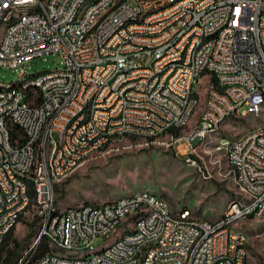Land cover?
<instances>
[{
	"label": "built area",
	"instance_id": "built-area-1",
	"mask_svg": "<svg viewBox=\"0 0 264 264\" xmlns=\"http://www.w3.org/2000/svg\"><path fill=\"white\" fill-rule=\"evenodd\" d=\"M106 1L77 19L79 0H0V20L19 12L16 26L0 38V67L15 72L11 82L32 76V84L14 93H6L0 80V235L17 222L19 178H28L38 201L30 221H36L47 252L36 256L35 243L26 264H248L246 238L229 222L264 219V120L218 142L235 195L245 188L253 200L225 206L214 221L172 211L144 192L122 196L116 206H72L63 218L43 220L54 208V186L70 176L67 168L80 167L91 145L103 143L107 153L113 136L135 140L136 132H146L147 140H138L142 146L165 138V147L200 172L189 156L196 155L204 132L214 134L225 119L259 116L264 109V0H114V10L96 20ZM24 5L39 6V13L24 15ZM203 33H212V40L202 41ZM48 54L59 56V68L23 69V61ZM204 74L197 129L174 135L197 105L192 85ZM34 92L43 94V108L33 107ZM126 130H134V137H126ZM34 134H41V147H33ZM56 136H63V146H56ZM29 165H37V172L29 173ZM43 176H51L50 186H43ZM143 210H150V219L130 229L129 238L93 253L96 238L127 228V219ZM76 252H85V259L75 261Z\"/></svg>",
	"mask_w": 264,
	"mask_h": 264
},
{
	"label": "rangeland",
	"instance_id": "rangeland-1",
	"mask_svg": "<svg viewBox=\"0 0 264 264\" xmlns=\"http://www.w3.org/2000/svg\"><path fill=\"white\" fill-rule=\"evenodd\" d=\"M22 66L28 73H38L59 68L60 58L57 54H48L23 61ZM15 75L11 68L0 67L1 81L14 83L11 81ZM207 82L208 74H204L192 85L197 94V105L178 136L191 134ZM261 120H264V109L259 116L247 114L244 118H227L214 134L205 136L196 146V155L189 156L200 172L184 162L186 156L177 154L171 146L165 147V138H158L147 146H142L138 140L143 139L139 138L114 141L107 147L109 152L102 153L101 150L92 155L68 178L54 186V207L61 211L72 206L110 204L122 196L144 192L163 201L172 211L186 209L194 219L214 221L235 197L230 200L235 191L226 177L227 165L222 150L217 149L218 142L238 138L259 125ZM206 171L210 178H206ZM31 206L16 222L13 234L17 245L11 244L2 252L0 264H18L35 243L38 231L36 221H30L34 216ZM133 226L134 222L127 228L120 225L108 238H96L92 243L93 253L110 248ZM232 230L241 231L247 239L248 264H264V219L234 223ZM28 239H31L29 245L18 256ZM90 255L93 254H87V257ZM84 256L85 252L75 254L76 258Z\"/></svg>",
	"mask_w": 264,
	"mask_h": 264
},
{
	"label": "bare ground",
	"instance_id": "bare-ground-1",
	"mask_svg": "<svg viewBox=\"0 0 264 264\" xmlns=\"http://www.w3.org/2000/svg\"><path fill=\"white\" fill-rule=\"evenodd\" d=\"M103 0H79L77 4V19H84L86 15L89 13L90 8L93 5H98ZM42 2H49V0H42ZM114 10V0H107L104 5L99 7V10L95 12V19L96 20H103L104 15H106L109 11ZM35 13H39V6H32V5H24L23 6V14L24 15H35ZM19 20V12H11L7 17H4L0 20V38H7L8 30H11L13 27L16 26V21ZM212 40V33H203L202 34V41H211ZM1 84H7L6 86V93H14L15 91H19L21 89V84H32V76H22L21 82H14V83H5L1 81ZM44 106V97L41 92H34L33 93V107L36 108H43ZM186 127L185 125L180 126L179 130H182ZM197 129V121H195L192 132ZM189 134V135H191ZM212 132H204L200 138L196 141V146L198 143L202 141V139L207 136L211 135ZM187 135V136H189ZM185 136V137H187ZM6 137H13V130H6ZM126 137H134V130H126ZM135 138L147 140V133L146 132H136ZM158 138H151V142ZM122 140L121 136H113V143L114 141ZM42 146V136L41 134H34L33 138V147H41ZM56 146H63V136H56ZM103 150V143H95L89 147V154L82 155L80 158V166L82 163L87 161L92 155L98 153L99 151ZM76 170V168H67V175H70ZM37 172V165H29V173H36ZM51 185V176H43V186H50ZM19 187L22 189V199L23 204L19 210H17V220L22 216V214L28 209L30 205H32V209L35 212L38 210V201H34L35 199V184L33 181H29L28 178H19ZM146 199H158L154 196L144 194ZM240 198H244V200H253V193L250 190L245 188H238L237 195L228 203V206L240 204ZM120 202V199L107 204L108 206H116ZM186 213H190L186 211ZM65 215V210L58 211L55 207L49 210V213H43V220H50V218H63ZM192 215V214H191ZM150 219V210H143L142 213H136L133 216H130L127 219V226L129 223L134 222L133 229H136L143 221H148ZM236 222H229V229L232 230V225ZM15 223L7 224V229H3L2 234L0 235V244L3 242V238L5 235L11 231L14 227ZM118 227H114L113 231L108 234L107 238L111 236ZM130 231L126 232L114 245H112L108 249H103L100 252L96 253H104L106 251H110L111 249L118 246L120 240L122 238H129ZM5 239V238H4ZM41 239V232L38 231L37 239L35 243H38ZM35 243L32 247L25 253L24 257L20 258L18 264H26L31 258L32 253L34 251ZM94 252V248H93ZM243 255H247L246 244H243ZM84 258H76L75 261H83ZM87 261H94V254L87 257Z\"/></svg>",
	"mask_w": 264,
	"mask_h": 264
},
{
	"label": "crops",
	"instance_id": "crops-1",
	"mask_svg": "<svg viewBox=\"0 0 264 264\" xmlns=\"http://www.w3.org/2000/svg\"><path fill=\"white\" fill-rule=\"evenodd\" d=\"M203 140V139H202ZM224 158V157H223ZM224 160H225V158H224ZM226 163V162H225ZM235 196V193H233V196L230 198V200L233 198ZM66 208H68V207H66ZM64 210H65V208H64ZM61 211H63V210H61ZM222 213V212H221ZM22 218L20 217L19 218V220H21ZM207 221H211V220H207ZM15 227H16V223H15V225H14V227H13V229H11V232L9 233V234H7V236H5L4 238H3V240H5L4 242H3V244L1 245V248H2V250H7L8 248H9V246L12 244V246L13 245H17V243L15 242V237H14V234H13V232H14V230H15ZM29 241H31V239L29 240H27V241H25V245L22 247V249H21V252L18 254V256L26 249V247L29 245ZM246 242H247V239H246ZM1 258H2V253H0V261H1ZM247 263H248V255H247Z\"/></svg>",
	"mask_w": 264,
	"mask_h": 264
},
{
	"label": "trees",
	"instance_id": "trees-1",
	"mask_svg": "<svg viewBox=\"0 0 264 264\" xmlns=\"http://www.w3.org/2000/svg\"><path fill=\"white\" fill-rule=\"evenodd\" d=\"M174 135H177L178 133V131L177 130H174V131H171ZM13 229V228H12ZM11 230V229H10ZM11 231H9L7 234H9ZM7 234L5 235V236H7ZM3 242L5 241V240H2ZM3 242H1L2 244H3ZM40 242V243H39ZM39 245H38V247H37V251H36V256H40V255H43L44 253H46L47 252V248H46V243H45V240L44 239H40L39 240ZM2 244H0V253H2V252H4V250H2V248H1V245ZM3 260V259H2Z\"/></svg>",
	"mask_w": 264,
	"mask_h": 264
}]
</instances>
